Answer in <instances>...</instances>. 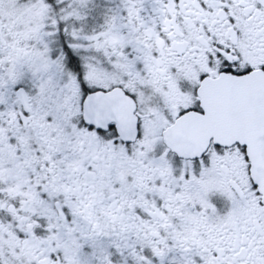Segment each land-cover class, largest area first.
Here are the masks:
<instances>
[{
    "label": "snow or ice",
    "instance_id": "obj_1",
    "mask_svg": "<svg viewBox=\"0 0 264 264\" xmlns=\"http://www.w3.org/2000/svg\"><path fill=\"white\" fill-rule=\"evenodd\" d=\"M0 264H264V0H0Z\"/></svg>",
    "mask_w": 264,
    "mask_h": 264
}]
</instances>
